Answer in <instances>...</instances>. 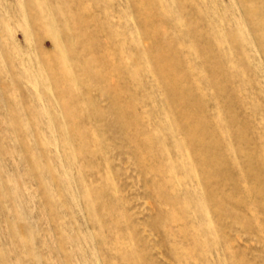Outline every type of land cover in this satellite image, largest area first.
<instances>
[{"label": "rangeland", "instance_id": "374dc122", "mask_svg": "<svg viewBox=\"0 0 264 264\" xmlns=\"http://www.w3.org/2000/svg\"><path fill=\"white\" fill-rule=\"evenodd\" d=\"M0 264H264V0H0Z\"/></svg>", "mask_w": 264, "mask_h": 264}, {"label": "bare ground", "instance_id": "6f19581e", "mask_svg": "<svg viewBox=\"0 0 264 264\" xmlns=\"http://www.w3.org/2000/svg\"><path fill=\"white\" fill-rule=\"evenodd\" d=\"M183 93H184V92H183ZM184 94H185V93H184ZM195 140H196V139H195ZM197 140H198V139H197ZM191 141H192V140H191ZM199 141H201V140H199ZM194 142H195V141H192L191 143H194ZM201 142H203V141H201ZM208 148H209V147H208ZM206 153H207V154H205V155L208 156V153H209L208 150L206 151ZM205 158H207V157H205ZM208 160H210V159H208ZM220 179H221V178H220Z\"/></svg>", "mask_w": 264, "mask_h": 264}]
</instances>
